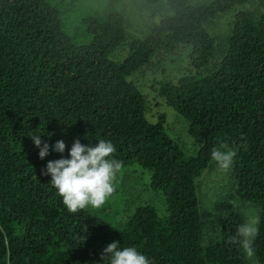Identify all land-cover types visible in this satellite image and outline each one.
<instances>
[{
    "label": "trees",
    "instance_id": "trees-1",
    "mask_svg": "<svg viewBox=\"0 0 264 264\" xmlns=\"http://www.w3.org/2000/svg\"><path fill=\"white\" fill-rule=\"evenodd\" d=\"M79 1L0 0V264H107L116 241L151 264H264V0H94L87 14L75 13ZM130 5L151 11L142 33L128 24ZM222 16L224 36L214 29ZM175 48L190 68L154 80L150 99L135 74L155 58L177 66ZM157 97L198 132L196 154L170 136L165 109L149 115ZM34 134L63 140L65 153L41 159ZM77 139L116 148L109 220L91 207L69 213L43 174ZM221 146L236 152L227 173L210 156ZM215 169L261 215L251 260L231 240L240 208H204L201 185Z\"/></svg>",
    "mask_w": 264,
    "mask_h": 264
},
{
    "label": "clouds",
    "instance_id": "clouds-1",
    "mask_svg": "<svg viewBox=\"0 0 264 264\" xmlns=\"http://www.w3.org/2000/svg\"><path fill=\"white\" fill-rule=\"evenodd\" d=\"M39 149L41 159L51 151L63 154L67 146L63 140L49 145L39 135H30ZM116 148L110 140L99 139L95 145L83 144L77 139L68 149V157L50 160L44 175H50L51 186L62 198V203L69 213L91 207L100 208L114 191V179L122 164L114 157ZM217 167L227 173L233 166L236 152L226 146L214 148L210 154ZM244 221L238 226L232 242L239 244L246 257L255 256L253 247L260 232L262 218L255 208L249 207ZM107 264H151L149 258L136 247H121L116 241L104 249L102 257Z\"/></svg>",
    "mask_w": 264,
    "mask_h": 264
},
{
    "label": "rangeland",
    "instance_id": "rangeland-1",
    "mask_svg": "<svg viewBox=\"0 0 264 264\" xmlns=\"http://www.w3.org/2000/svg\"><path fill=\"white\" fill-rule=\"evenodd\" d=\"M83 1L85 0L79 1L77 3L75 13L87 14L86 12L88 9L94 10L100 7V5L96 4L94 0H86L85 2ZM194 1L209 2V0H194ZM145 6L146 7L140 8L136 5H130L127 8L129 11L127 16L129 21L128 24L132 29L138 30V33L139 32L142 33L143 31H145L149 27L150 22L152 20V16H150L151 11L148 10V5ZM214 29L217 31V33H220L221 35L223 34L224 36L228 30L227 18L222 16L221 20H219V22L216 23ZM175 49L178 51L170 55H172V57L177 61V66H174L172 64L170 66L171 68L170 69L162 58H155L150 65L146 66L145 69H142L143 71H141V73L135 74L134 80L136 81L138 88L141 91H143L146 95H148L150 99L157 94V92H154L152 88V82L154 80L164 78L165 73L167 76H170L171 74L174 75H178L182 73L184 74L185 72L188 71V68H190V60H188V57H186L187 56L186 52L183 51L182 49L179 50V48H175ZM161 99H162L161 97H157L156 101L154 102L151 100L149 101V113H150L149 115L155 116V114H158L160 111L165 109V112L170 115L168 122V125H170L169 130L174 128L173 134H171L169 133L168 129L165 127L168 133L170 134V136L180 144L186 155L190 156L196 154L197 151L202 146L201 145L202 139L198 135V132L196 131L192 132L190 130V125H188V121L183 116H181L173 107L165 108L166 101L164 99L162 100ZM216 170L217 169L213 170L211 172L212 174L206 173L203 183L201 185L203 205L205 210H207L208 213L211 212V216L214 215L223 216L224 213H227L228 211L233 209L237 210L240 208V210L245 214L246 210L249 207L253 208V206H251L249 203H241L240 201L233 198V196H230L231 191H229L228 189V182H230L229 177L220 174L221 172H216ZM122 172H124L123 169H121L120 171L118 177L119 179L122 178ZM139 172H140L139 178H141V180L143 179L142 189L147 190L148 188H150L149 178L147 176L142 175L141 171ZM157 195H160V198H162L164 209L159 206L161 204L160 199L158 201L155 200L151 204H153L156 207L160 215H163L165 213V206H166L165 200L162 194L157 193ZM150 196H152V194ZM214 200L216 201L212 203V201ZM108 205H109L108 200H106L105 203L96 211L97 213H100L103 217H105L107 220L111 218L113 212V211L109 212ZM102 208L104 210H102Z\"/></svg>",
    "mask_w": 264,
    "mask_h": 264
}]
</instances>
